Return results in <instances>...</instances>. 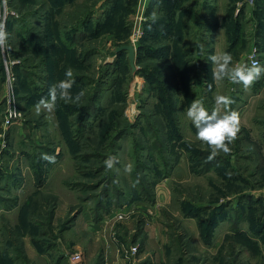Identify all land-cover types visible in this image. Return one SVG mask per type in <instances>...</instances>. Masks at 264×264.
<instances>
[{"label":"rangeland","instance_id":"obj_1","mask_svg":"<svg viewBox=\"0 0 264 264\" xmlns=\"http://www.w3.org/2000/svg\"><path fill=\"white\" fill-rule=\"evenodd\" d=\"M5 13L0 264H72L76 253L82 264H110L112 255L130 264H264V76L247 90L217 82L208 59L226 51L240 62L256 50L264 64L256 21L264 23V0H7ZM125 45L135 49V71L128 52L117 54ZM6 59L24 74L9 66V101ZM69 67L81 102L58 100L37 114ZM217 95L234 101L240 131L230 155L209 161L186 109L200 99L211 112ZM110 155L118 162L109 171Z\"/></svg>","mask_w":264,"mask_h":264},{"label":"clouds","instance_id":"obj_2","mask_svg":"<svg viewBox=\"0 0 264 264\" xmlns=\"http://www.w3.org/2000/svg\"><path fill=\"white\" fill-rule=\"evenodd\" d=\"M155 19L156 16L153 13V22ZM7 38L5 24L0 22V53L5 55L10 53ZM208 59L213 65L212 77L217 82L228 80L232 84H241L247 90L264 76V64H261L256 58L255 50L240 62H234L232 54L226 51L212 54ZM64 76V79L59 80L49 88L47 98L42 97L36 102L35 111L37 114H40L42 110L53 111L58 100L65 104L81 102L85 92L83 90L75 94L72 92L76 83L73 69L67 68ZM232 103L234 101L230 97L217 95L215 96V106L211 112L205 106L204 101L200 99H194L186 109V117L196 129V139L206 144L210 149L207 157L209 161L214 160L221 153L225 156L230 155L232 152L230 145L238 138L240 116L237 111L229 110ZM15 115L14 111H9L10 117ZM41 159L55 163V157L48 154H42ZM117 162V157L108 156L104 161L106 170H112ZM125 171L131 173L132 165H126Z\"/></svg>","mask_w":264,"mask_h":264},{"label":"built area","instance_id":"obj_3","mask_svg":"<svg viewBox=\"0 0 264 264\" xmlns=\"http://www.w3.org/2000/svg\"><path fill=\"white\" fill-rule=\"evenodd\" d=\"M7 10V0H0V22H3L5 23V20L7 19V13H5V11ZM255 53H256V50H255ZM251 54V53H250ZM5 55V54H4ZM256 58L259 60V58L257 57V53H256ZM260 61V60H259ZM16 64V61H8L7 59L5 60V71H7V79L8 81H6V83L8 82V90H7V95L5 96V98H8V101L9 99H11V90H12V83L15 81V75L13 73H11L12 71L10 70L9 66H13ZM11 110V108H10ZM8 110V111H10ZM16 116V115H15ZM15 116H9V112H8V115L6 116V119H5V123L6 124H12L13 123V119ZM1 166H2V163L0 161V169H1ZM120 216V215H118ZM120 218L122 219V215L120 216ZM136 249L132 248V247H129V248H126V255H125V258L127 259H130L131 261H133V254L135 255L136 254ZM71 263L72 264H82L84 262V257H83V254L81 253H76V254H73L71 256Z\"/></svg>","mask_w":264,"mask_h":264},{"label":"water","instance_id":"obj_4","mask_svg":"<svg viewBox=\"0 0 264 264\" xmlns=\"http://www.w3.org/2000/svg\"><path fill=\"white\" fill-rule=\"evenodd\" d=\"M123 52H128V58L130 62V66L132 68V71L136 70V62H135V49L132 45H125L122 47H119L117 49V54H121Z\"/></svg>","mask_w":264,"mask_h":264},{"label":"trees","instance_id":"obj_5","mask_svg":"<svg viewBox=\"0 0 264 264\" xmlns=\"http://www.w3.org/2000/svg\"><path fill=\"white\" fill-rule=\"evenodd\" d=\"M256 19H257V22H258V25H259L260 29H264V23H261L262 21H260L259 15L256 16ZM230 24H231V26L234 27V29H237V23H236V19L235 18H234V21H232ZM161 25H163V26L159 27L160 29H166L165 28L166 26L164 27V24H161ZM224 25H226L225 22H224ZM171 29H175L174 26ZM227 29H230L229 24H228ZM17 68H18V65H15L14 66V69H15L14 71H15L16 76L20 77L21 75H24L23 74V69H20L19 71H17ZM1 72L4 73V70H1Z\"/></svg>","mask_w":264,"mask_h":264},{"label":"crops","instance_id":"obj_6","mask_svg":"<svg viewBox=\"0 0 264 264\" xmlns=\"http://www.w3.org/2000/svg\"><path fill=\"white\" fill-rule=\"evenodd\" d=\"M257 21V20H256ZM219 23H220V25H219ZM218 23V27H219V29L220 28H222V21L220 20V22ZM257 25H258V22H257ZM7 84V83H6ZM4 89V88H3ZM6 89H7V86H6ZM6 89H5V91H6ZM7 94V93H6ZM3 98L4 97H2L1 99L2 100H0V104L2 103V101H3ZM108 225V224H107ZM101 228H104V227H100V229ZM251 240H253V241H256L257 239L256 238H250ZM128 240V239H127ZM113 242V241H112ZM114 243V242H113ZM121 243H123V242H121ZM127 245H130V244H127ZM115 251H112V252H107L108 253V256H110V255H112L113 253H114ZM106 257H107V255H106ZM111 257H113V260H114V262H110V264H130V263H127L126 261H124L123 259H121V258H117L116 256H111ZM109 258V257H108ZM60 264H62V263H60Z\"/></svg>","mask_w":264,"mask_h":264}]
</instances>
